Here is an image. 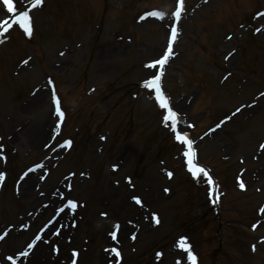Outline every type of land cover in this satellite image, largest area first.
I'll use <instances>...</instances> for the list:
<instances>
[{
    "label": "rangeland",
    "instance_id": "obj_1",
    "mask_svg": "<svg viewBox=\"0 0 264 264\" xmlns=\"http://www.w3.org/2000/svg\"><path fill=\"white\" fill-rule=\"evenodd\" d=\"M105 1H47L36 14V27L46 33L52 12H57L59 17L51 25L57 31L50 30V37L46 33L45 40L25 49L24 56L32 58L13 74L14 64L23 56L22 47H10L19 35L15 30L0 50V60L5 61L3 66L0 63V148L5 146L8 159L14 157L12 152L16 156L15 163L0 159V173L9 176L0 199V233L10 225L21 229L11 230L0 243L2 264H10L6 257L15 259L25 251L35 231L51 217L54 209L35 219L29 232L21 226L54 190L82 207L74 219V235L63 230L55 257L46 252L48 257L41 264H70L72 251L79 253V264H97L96 254H106L114 224L119 225L124 240L116 245L121 261L110 258L112 264H187V254L177 247L180 238H186L191 252L199 253L200 264L203 260L207 264H264V32H256L263 20L246 16L250 9L263 7L262 0H212L193 16L192 8L199 0H187L177 56L164 80L174 108L185 123L195 126L199 161L213 169L227 192L217 216L208 210L211 199L204 188L188 197L178 192V183L187 176L177 156L182 149L160 126L157 106L142 86L153 72H146V64L161 54L165 44L173 0ZM225 3L231 11L221 13ZM134 5L162 8L166 18L138 25L135 18L146 9L135 11ZM227 34L232 35L229 40H225ZM118 37L124 40L116 41ZM48 74L62 91L66 108H73L64 131L73 133L76 145L67 155L42 150L49 144L47 128L55 121L45 79ZM87 90L94 92L87 94ZM253 104L204 138L205 129L230 111ZM40 160L49 171L41 188L34 189V179H42L39 173L27 190L24 185L29 178L20 181L17 195L12 194L15 178ZM234 176L241 178L245 191L238 182L241 193L236 191ZM199 182L207 183L204 178ZM43 192L46 197L38 196ZM133 198L142 201V209ZM184 198L194 199L193 216L208 213L207 219L201 218L206 222L198 225L205 226L204 235L212 239L210 247L202 245L204 238L181 226L177 211ZM255 221L251 233L248 228ZM218 244L222 252L210 262L209 252ZM41 247L45 253V245H38L32 260L39 258Z\"/></svg>",
    "mask_w": 264,
    "mask_h": 264
},
{
    "label": "snow or ice",
    "instance_id": "obj_2",
    "mask_svg": "<svg viewBox=\"0 0 264 264\" xmlns=\"http://www.w3.org/2000/svg\"><path fill=\"white\" fill-rule=\"evenodd\" d=\"M40 3H41V0H33L32 6L36 7ZM0 6H2V7H0V11L6 12L7 14L14 17V19L11 21V23L8 20H4L3 23H0V35H2L4 32H7L8 29L11 28L12 25H14V24L19 25V28L22 29L25 34H30V17H29V13L27 11H23V12L17 14V10H16L15 4H14V0H0ZM149 15H157V13H149ZM172 15L176 18H179V16H180L179 0H178V4H177V9L174 13H172ZM175 32H176V29L173 28L172 29L173 36L175 35ZM170 47H171V41L169 42V50H170ZM168 55H169V53L165 52L160 60L154 62L152 67H155L157 64L163 66L164 63L168 59ZM159 80H160V76L155 75L154 78L146 80L143 84V87H145L146 89H150V90L155 89V91L157 93V95L155 96V99H156V102L158 104V107L160 109L164 110L163 121L165 122V127H168L169 122H171V131L173 132L176 141L178 143L185 145V146H188V145H190V140L188 139V137L186 135H182L180 132L177 131V123H178L177 113H175L174 111L171 110V108L168 105L166 98L163 97V95L159 93V88L156 87V84ZM52 102H53V104H58L57 97H56L55 93H53ZM238 111H239V109H238ZM56 114L58 116H61V117L63 116V113L60 112L59 107L56 108ZM262 147H264V146H262ZM183 155L187 158L188 171L194 179L199 178L201 175L207 176V173L204 169L197 167L194 164V162L191 158L190 151L185 150L183 152ZM168 175L171 176V173H168ZM3 178H4L3 174L0 173V181H2ZM208 184L209 185L212 184V181L210 178L208 179ZM240 186H241V188H243V184H241ZM209 197L210 198L212 197L211 188L209 189ZM134 200L138 205L141 204V201L139 200V198H134ZM67 207L75 208L76 205L74 203H72L71 201H69ZM60 211H63V209H60ZM153 220H156L155 216H153ZM112 235H113V238L115 239V233H113ZM0 239H2V237H0ZM37 239H39V236H37ZM28 247L32 248L33 245L29 244ZM177 247L187 254L189 264H195V257L193 256V254L190 250V247L186 243V238H180V240L177 242ZM111 251L117 257H119V252L115 248L111 249ZM27 254H28L27 252L21 253V255H24V256H26ZM73 255L75 256L76 254L73 253ZM160 255H161L160 253H157L158 257ZM9 259H12V258L9 257ZM13 264H15V261H13ZM178 264H179V262H178Z\"/></svg>",
    "mask_w": 264,
    "mask_h": 264
},
{
    "label": "bare ground",
    "instance_id": "obj_3",
    "mask_svg": "<svg viewBox=\"0 0 264 264\" xmlns=\"http://www.w3.org/2000/svg\"><path fill=\"white\" fill-rule=\"evenodd\" d=\"M41 136H43L42 133H41ZM32 178H33V176H30L29 183H30V180H32ZM26 185H27V182H26L25 186ZM24 189L27 190V187H25ZM28 197H29V199L31 200L32 203L35 201L33 199L32 193H29L28 194ZM122 239L124 240V237L121 235V236H119V238L117 239V241H121ZM111 244H113V243H111ZM41 252H42V250H41ZM103 257L104 256L102 254H96L97 264H101L102 263V261L104 260ZM42 259H43V255L41 254V257L38 260H34V261L31 260L30 264H41L40 262H42Z\"/></svg>",
    "mask_w": 264,
    "mask_h": 264
}]
</instances>
